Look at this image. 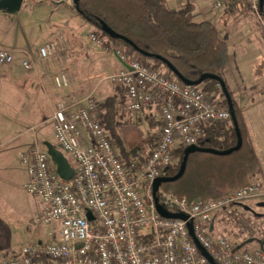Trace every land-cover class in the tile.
<instances>
[{
    "label": "built area",
    "instance_id": "built-area-1",
    "mask_svg": "<svg viewBox=\"0 0 264 264\" xmlns=\"http://www.w3.org/2000/svg\"><path fill=\"white\" fill-rule=\"evenodd\" d=\"M211 1L216 9L243 4L264 27L261 0ZM92 40L111 50L122 65L108 77L125 88L126 102L120 110L158 113L157 143L141 161L135 156L126 158L106 129L94 96L60 100L51 118L54 138L58 149L74 159L73 177H60L37 140L20 153L27 175L24 188L45 205L37 222L55 229L47 239L27 241L15 255L0 253V264H264L261 246L238 249L228 237L213 235L214 216L264 195L260 182L218 198L190 201L164 195L163 201L176 212L162 205L154 193L156 179L175 163L174 149L199 146L208 129L229 126V109L221 107L201 86L162 73L116 41L104 44L96 35ZM57 55L53 42L38 49L40 62ZM14 62V53L0 47V66ZM36 62L24 61L22 66L33 71ZM53 82L61 91L70 86L64 71L54 74ZM158 203L185 219L162 216Z\"/></svg>",
    "mask_w": 264,
    "mask_h": 264
},
{
    "label": "rangeland",
    "instance_id": "rangeland-1",
    "mask_svg": "<svg viewBox=\"0 0 264 264\" xmlns=\"http://www.w3.org/2000/svg\"><path fill=\"white\" fill-rule=\"evenodd\" d=\"M50 1L24 0L19 12H0V47L4 48L2 46L4 45L8 48L5 49L15 55L14 64L0 66V73L6 76L13 72L21 76L30 74L32 85H46L47 77L52 81L54 74L64 71L69 77L70 86L64 91L55 87L54 97L50 103H40L38 111L36 103L40 100V94L32 91L31 87L23 90L21 85L6 84L7 81L3 80L4 90H1L0 85V144L25 149L37 140L41 148H46L45 143L47 142L59 148L54 138L51 118L60 100L74 96L92 95L101 102L107 96L117 93L118 89L121 90L120 86L112 83L110 79L108 80L109 76L122 68L120 61L111 50L92 40L93 35L98 36L96 30L76 14L72 7L73 0ZM250 14L253 17L250 16L252 21L256 20L264 31L258 18L251 11ZM199 21L195 17L194 22L198 23ZM48 42L57 45L58 55L52 61L38 62V49ZM252 58L247 59L249 63L244 64L243 68L248 69L250 74L253 73V76H256V68L257 70L261 66L264 68V57ZM32 60L37 61V71L25 70L22 62ZM254 61L256 62L253 64ZM148 62L153 65L152 62ZM244 63L246 62L244 61ZM237 64L233 60L234 68ZM223 78L228 80L226 75H223ZM51 84L53 83L51 82ZM228 87L235 100L238 99V96L242 98V105L245 108L244 116L256 136L259 126L254 106L260 97L257 95L256 85H237V89L231 85ZM124 94L125 92L123 96ZM22 103L25 106H21ZM258 111L260 110L258 109ZM123 113L125 114V112ZM257 113L262 115L264 111ZM149 116L151 117L150 121L147 120ZM124 119L131 120L130 124L121 130L124 140L129 149L142 148L144 154L141 157L144 159L152 152L157 143L160 130L159 115L154 110H143L128 113ZM257 137L261 143L260 147L259 143H255L260 171L252 183L260 182L264 187V133L257 134ZM64 154L74 165V159L68 153L64 152ZM14 167L16 169L12 180L14 185L7 192L6 207L8 216L13 215L14 217L13 226H11L14 229L15 237L11 249L0 251L4 256L17 254L22 245L29 240L47 239L48 234L55 229L53 225H41L37 222L39 214L44 209V202L39 197L26 192L24 184L27 178L24 174V167L22 168L19 163H16ZM159 192H162V189ZM163 196H160L161 204L165 205L168 210L176 212L175 207L166 205L167 202L163 201ZM214 217V236L228 237L237 246L242 245L246 250L260 247L258 240H264V195L244 201L229 210L220 211ZM250 239L253 241L249 243Z\"/></svg>",
    "mask_w": 264,
    "mask_h": 264
},
{
    "label": "trees",
    "instance_id": "trees-1",
    "mask_svg": "<svg viewBox=\"0 0 264 264\" xmlns=\"http://www.w3.org/2000/svg\"><path fill=\"white\" fill-rule=\"evenodd\" d=\"M72 7L81 19L95 28L103 43L116 41L131 54L152 62L155 69L166 75L177 78L156 55L167 59L189 81L198 80L204 73L215 74L224 80L223 71L228 62L227 43L211 22L193 21L194 6L191 3L177 11L167 7V0H73ZM261 9H264V0H261ZM102 23L136 45L139 51L127 41L106 33ZM144 53L150 56L146 57ZM16 75L19 76L18 73ZM226 86L233 99L241 130V148L222 156L201 152L190 154L185 174L175 182L163 183L160 188L162 192L156 194L158 199L161 195H173L190 201L218 198L239 190L254 180L258 173L257 157L249 141L239 104L227 84ZM201 88L214 98H219V105L228 109L227 100L217 80L208 79L202 83ZM124 92L125 88L121 87L117 93L99 102V112L122 155L126 158L135 156L141 161L144 150L129 149L121 133L131 121L124 119L128 113L124 114L120 110L126 102ZM147 120L150 121L151 117H147ZM158 123L160 126V121ZM236 144L237 135L232 121L227 127L208 129L199 146L221 151ZM184 150L183 146L174 149L175 163L164 176L172 177L178 173Z\"/></svg>",
    "mask_w": 264,
    "mask_h": 264
},
{
    "label": "crops",
    "instance_id": "crops-1",
    "mask_svg": "<svg viewBox=\"0 0 264 264\" xmlns=\"http://www.w3.org/2000/svg\"><path fill=\"white\" fill-rule=\"evenodd\" d=\"M41 1L46 2V0ZM188 3H191L194 6V11L192 14L193 21L196 17L200 20L199 22H211L212 25L217 29L219 36L227 43L228 62L223 71V75H226L228 79L225 80L226 84L231 85L236 89L237 85H256L257 87V95H259L260 97L259 99H257L256 106H254L256 108L257 125L259 126L256 130V136L252 132L251 126L244 116L245 108L242 105V98L238 96V99H236V101L239 104L242 112V116L248 132L249 141L258 159V153L256 152L255 147V143H259L257 134L262 135V133H264V114L261 115L257 113L260 111H264V68L259 65L261 66V68H258V70L256 68L257 75L253 76L252 72L255 71H252V74H250L248 72V69H244L243 66L244 64L247 65V59L251 57H253L252 59H258V57L261 58V56L264 57V31L256 20L254 22L252 21V19L250 18L251 14L249 9L243 4H231L227 5L223 9H216L213 3H211V1L209 0H167V7L172 11H177L184 8ZM262 14L264 17V9H262ZM2 46L4 48H7L4 45ZM55 58H52L48 61H52ZM233 60L238 63L236 68L233 67ZM244 61L246 63H244ZM38 62H40L39 59ZM255 62L256 61H254L253 64ZM244 70L245 72H243ZM35 71H37V68L35 69ZM16 74V72H13L7 75V77L5 74L3 75L0 73L1 87L3 80L7 81L6 84L11 83L13 85H21L23 90L31 87L32 91L37 92L36 94H40V98L38 97L40 100L38 99L39 102L37 101L38 105L36 103L38 111L40 103H50V100L54 97V90L56 87L53 80L51 81V79L47 77L46 79L48 80L46 81V85H32L33 82H31V77L29 76L30 74L23 76H21L20 74L18 76ZM50 81L53 84H51ZM1 90H4V87H2ZM21 106H25V104L22 103ZM258 109L260 111H258ZM258 145L260 147L261 143H259ZM22 150H24V148L20 149L12 145L0 144V251H7L8 249H11L15 237L14 229L12 227L14 217L13 215L8 216L6 204L8 201L7 192L14 185V181H12L15 175L14 173L16 171L14 165L16 163H19L23 168L20 163V153L22 152ZM258 171H260L259 159ZM24 174L27 178L25 170Z\"/></svg>",
    "mask_w": 264,
    "mask_h": 264
},
{
    "label": "water",
    "instance_id": "water-1",
    "mask_svg": "<svg viewBox=\"0 0 264 264\" xmlns=\"http://www.w3.org/2000/svg\"><path fill=\"white\" fill-rule=\"evenodd\" d=\"M75 1H77V0H75ZM23 2H24V0H0V12L17 13L22 8ZM102 25H103V29L105 30L106 33L112 35L116 39L127 41L132 47H134L136 49V51H139V49L136 45H134L132 42L128 41L124 37L117 35L105 23H102ZM144 55L146 57L150 56V55L145 54V53H144ZM156 58L158 60L162 61L164 64H166L168 66V68L170 70H172V72L176 75V77L180 81H182L183 83H185L187 85L201 86L202 83L208 79L217 80L220 83L222 91H223L225 98L227 100L228 109L231 113V118H232V121H233V124L235 127V131H236V135H237V144L230 149L221 150V151L216 150V149H211V148H203L200 146L186 147L184 150V156H183V159H182L178 173L172 177L163 176V177L156 179V181L154 182V193L155 194H157L159 192L161 185L163 183L175 182V181L179 180L185 174V171L187 169L188 158H189L190 154H193L196 152H201V153H211V154L220 155V156L229 155V154L239 150L242 146V135H241V130H240L237 118H236L234 105H233V99L231 97V94H230L227 86H226L225 81L223 79H221L219 76H217L215 74H211V73L202 74L201 77L196 81H189V80L185 79L167 59L163 58L160 55H156ZM45 147H46V150H47L48 154L50 155L53 163L55 164L56 170H57L58 174L60 175V177L64 180H70L73 177L75 171H74L73 166L69 162L68 158L64 155V153L62 151H60L54 144H52L50 142L45 143ZM157 211L162 216L167 217V218L185 219V216L183 214L168 212L159 203L157 204ZM88 219H90V220L93 219V216L91 213L88 214ZM194 240L196 241V238H194ZM252 241H253V239H250L248 242L250 243ZM258 243L262 248H264V241L258 240ZM199 247H200L201 251L203 253H205L203 248L200 245H199ZM241 247H242V245L238 246L237 248L240 249Z\"/></svg>",
    "mask_w": 264,
    "mask_h": 264
},
{
    "label": "flooded vegetation",
    "instance_id": "flooded-vegetation-1",
    "mask_svg": "<svg viewBox=\"0 0 264 264\" xmlns=\"http://www.w3.org/2000/svg\"><path fill=\"white\" fill-rule=\"evenodd\" d=\"M262 241H264V240H262Z\"/></svg>",
    "mask_w": 264,
    "mask_h": 264
}]
</instances>
